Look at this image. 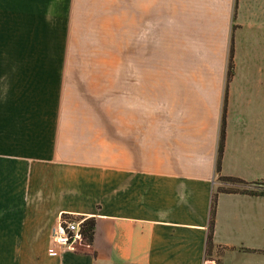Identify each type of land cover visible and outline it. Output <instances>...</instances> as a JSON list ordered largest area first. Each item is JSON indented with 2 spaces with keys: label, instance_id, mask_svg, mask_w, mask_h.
<instances>
[{
  "label": "crops",
  "instance_id": "0c3cea01",
  "mask_svg": "<svg viewBox=\"0 0 264 264\" xmlns=\"http://www.w3.org/2000/svg\"><path fill=\"white\" fill-rule=\"evenodd\" d=\"M225 6L227 42L212 76H164L159 90L146 77L119 85L125 100L111 127L99 114L74 116L81 121L34 129L30 154L10 161L4 152L0 264H264V0ZM220 178L253 194L217 193ZM60 220H92L90 243L55 245Z\"/></svg>",
  "mask_w": 264,
  "mask_h": 264
},
{
  "label": "rangeland",
  "instance_id": "374dc122",
  "mask_svg": "<svg viewBox=\"0 0 264 264\" xmlns=\"http://www.w3.org/2000/svg\"><path fill=\"white\" fill-rule=\"evenodd\" d=\"M226 16L225 0H0V157L70 117L111 127L119 85L212 76Z\"/></svg>",
  "mask_w": 264,
  "mask_h": 264
},
{
  "label": "trees",
  "instance_id": "16d2710c",
  "mask_svg": "<svg viewBox=\"0 0 264 264\" xmlns=\"http://www.w3.org/2000/svg\"><path fill=\"white\" fill-rule=\"evenodd\" d=\"M231 68L232 66H231V53H230L228 56V71H227L226 79L229 77V72ZM224 138H225V122H224V116L222 115L220 129H219L216 163H215L216 172H219L220 170V164H221V158H222L223 146H224ZM219 180L222 183V186L221 188L218 189L217 193L241 192V193L253 194V191L248 190V184L240 180L233 179V178H220ZM257 185L261 187V191H264V188H262L264 185V182L257 184ZM217 193L212 196V200L210 204V218H209L208 237H207L208 248L212 244V235H213V229H214V214H215V204H216ZM92 231H93V221L92 220L84 221V223L81 224L80 226L81 236L88 243H90L91 241Z\"/></svg>",
  "mask_w": 264,
  "mask_h": 264
},
{
  "label": "built area",
  "instance_id": "2783aa9c",
  "mask_svg": "<svg viewBox=\"0 0 264 264\" xmlns=\"http://www.w3.org/2000/svg\"><path fill=\"white\" fill-rule=\"evenodd\" d=\"M52 239L59 248L74 251L78 243L82 241L79 224L69 220H60L53 231ZM49 253L56 255V251Z\"/></svg>",
  "mask_w": 264,
  "mask_h": 264
}]
</instances>
